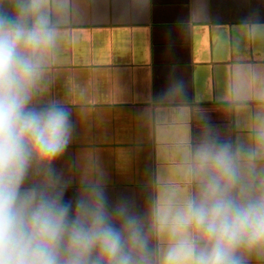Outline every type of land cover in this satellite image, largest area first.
<instances>
[{"label": "crops", "instance_id": "obj_1", "mask_svg": "<svg viewBox=\"0 0 264 264\" xmlns=\"http://www.w3.org/2000/svg\"><path fill=\"white\" fill-rule=\"evenodd\" d=\"M43 11L56 37L34 105L71 115L53 167L73 209L99 184L117 228L121 204L137 218L139 259L160 264L172 237L157 214L199 196L206 152L227 145L241 184L264 191V0H43ZM0 13L15 15L11 0Z\"/></svg>", "mask_w": 264, "mask_h": 264}, {"label": "clouds", "instance_id": "obj_2", "mask_svg": "<svg viewBox=\"0 0 264 264\" xmlns=\"http://www.w3.org/2000/svg\"><path fill=\"white\" fill-rule=\"evenodd\" d=\"M0 13V264H143L145 240L121 204L115 226L97 184L73 209L53 167L73 136L71 115L51 102L34 105L43 77L40 53L56 33L43 0H11ZM209 174L200 194L169 219L172 242L160 264H245L242 252L264 255V191L241 184L229 147L205 153ZM35 175L42 179L28 183Z\"/></svg>", "mask_w": 264, "mask_h": 264}]
</instances>
